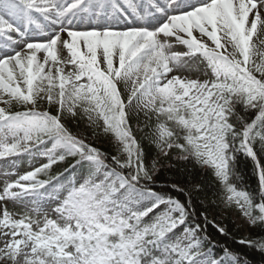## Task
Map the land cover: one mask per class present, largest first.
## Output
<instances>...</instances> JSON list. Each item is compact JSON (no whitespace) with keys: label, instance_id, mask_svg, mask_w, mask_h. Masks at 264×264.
Instances as JSON below:
<instances>
[{"label":"snow or ice","instance_id":"obj_1","mask_svg":"<svg viewBox=\"0 0 264 264\" xmlns=\"http://www.w3.org/2000/svg\"><path fill=\"white\" fill-rule=\"evenodd\" d=\"M0 105L3 175L43 161L0 188V264H249L209 232L229 237L197 211L201 186L158 173H210L264 233V0H0Z\"/></svg>","mask_w":264,"mask_h":264},{"label":"trees","instance_id":"obj_2","mask_svg":"<svg viewBox=\"0 0 264 264\" xmlns=\"http://www.w3.org/2000/svg\"><path fill=\"white\" fill-rule=\"evenodd\" d=\"M81 123L84 124L85 122L82 121ZM133 123L135 124V118L133 120ZM140 123H144L142 116ZM152 123L154 124V121ZM70 125L73 126L74 124ZM76 127H81V124ZM145 131H149V129L145 128L144 132ZM136 134L138 137L141 135L140 132H137ZM106 136L110 137L111 135L109 134ZM100 143L102 144L101 146H99L100 148L108 152L112 151V149L107 145L106 139L102 138ZM145 147L147 151L154 152V148H151L147 144L145 145ZM62 167L63 165H54L52 168V172L55 173ZM179 167L180 166L178 165L177 168ZM237 171L242 177L243 187L251 192H255L258 186V181L254 169V164L251 159L242 155L239 156ZM158 183L162 185L178 183L181 186H194L197 184L200 185L202 190L198 193H195L193 197L195 206L198 212L206 211L209 219L211 220V206L214 205V201L219 200V198L216 195L218 186L210 173L201 172L198 168L183 169L178 171L176 169H169L165 167L161 170L160 173H158ZM239 186L240 184L238 182V187ZM181 199H183V197H181ZM224 226H226L229 230V237L227 239L219 235L212 227H209L208 230L217 240L229 244L231 248L241 256H246L248 258L249 264H264V255H261L253 248L246 247L238 243V241L241 239H264V233H261L259 228L251 227L249 229L248 235H245L244 231L237 227L235 222L231 218L225 220Z\"/></svg>","mask_w":264,"mask_h":264},{"label":"rangeland","instance_id":"obj_3","mask_svg":"<svg viewBox=\"0 0 264 264\" xmlns=\"http://www.w3.org/2000/svg\"><path fill=\"white\" fill-rule=\"evenodd\" d=\"M193 2H196V0H193ZM177 49L178 50H183L182 47H180V46H177ZM203 67H204L203 65H200L201 69H203ZM185 75H191L192 78H195L197 75H201L202 76V73H198V72L194 71L192 73H185ZM0 106H3V105H0ZM41 110H44V108H41ZM75 132L78 133L81 136H86L87 137V142L90 143L92 141V138L87 136L86 133H84L82 131H79V130H77ZM15 177H17V175H15ZM215 204H216L215 208H213V216H214L215 221L221 222V221L225 220L226 217L231 216L235 220L236 224L239 227H241L245 231L249 230L250 226L248 225L246 219L244 217H242V215L237 210L224 208V206L221 203V201H218Z\"/></svg>","mask_w":264,"mask_h":264}]
</instances>
